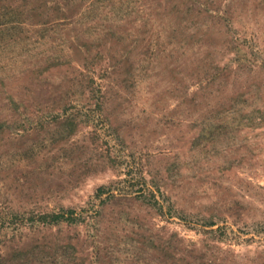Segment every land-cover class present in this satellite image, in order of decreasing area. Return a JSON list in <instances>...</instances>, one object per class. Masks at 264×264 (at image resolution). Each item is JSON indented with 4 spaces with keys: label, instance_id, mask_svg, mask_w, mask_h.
Returning <instances> with one entry per match:
<instances>
[{
    "label": "rangeland",
    "instance_id": "1",
    "mask_svg": "<svg viewBox=\"0 0 264 264\" xmlns=\"http://www.w3.org/2000/svg\"><path fill=\"white\" fill-rule=\"evenodd\" d=\"M0 264H264V0H0Z\"/></svg>",
    "mask_w": 264,
    "mask_h": 264
},
{
    "label": "trees",
    "instance_id": "2",
    "mask_svg": "<svg viewBox=\"0 0 264 264\" xmlns=\"http://www.w3.org/2000/svg\"><path fill=\"white\" fill-rule=\"evenodd\" d=\"M260 119H261V116H260Z\"/></svg>",
    "mask_w": 264,
    "mask_h": 264
}]
</instances>
